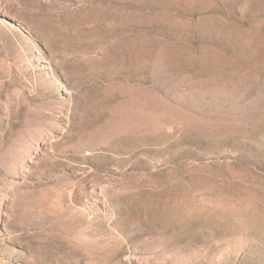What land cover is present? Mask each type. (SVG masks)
Returning <instances> with one entry per match:
<instances>
[{
  "label": "rangeland",
  "instance_id": "1",
  "mask_svg": "<svg viewBox=\"0 0 264 264\" xmlns=\"http://www.w3.org/2000/svg\"><path fill=\"white\" fill-rule=\"evenodd\" d=\"M0 264H264V0H0Z\"/></svg>",
  "mask_w": 264,
  "mask_h": 264
}]
</instances>
